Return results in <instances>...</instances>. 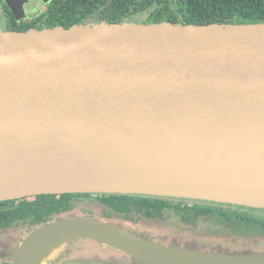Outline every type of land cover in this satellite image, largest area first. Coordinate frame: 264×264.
Listing matches in <instances>:
<instances>
[{"label":"water","instance_id":"obj_1","mask_svg":"<svg viewBox=\"0 0 264 264\" xmlns=\"http://www.w3.org/2000/svg\"><path fill=\"white\" fill-rule=\"evenodd\" d=\"M4 1L21 18L31 0ZM65 193L264 209V22L0 28V202ZM84 239L130 264H264L262 252L164 245L75 216L29 232L12 264H127L54 261Z\"/></svg>","mask_w":264,"mask_h":264},{"label":"trees","instance_id":"obj_2","mask_svg":"<svg viewBox=\"0 0 264 264\" xmlns=\"http://www.w3.org/2000/svg\"><path fill=\"white\" fill-rule=\"evenodd\" d=\"M48 4L47 11L41 15L43 18L41 24L46 27L62 25L69 28L75 24H86L91 21L121 23L131 21L133 16L142 13H147V17L140 18L137 22L170 21L197 24L264 22V0H51ZM72 194H43L2 201L0 225H8L13 219H21L25 216H30L33 224L48 223L52 220L53 214L66 211L65 198ZM83 194L105 195L109 198L107 203L111 210L120 213L129 210L123 198L130 194ZM16 201L19 203L16 204ZM7 203L15 206L6 209L4 207ZM139 206L147 214L161 215L165 205L139 203ZM218 209L225 219L231 220V216L242 217L241 211L223 210L221 207ZM200 210L208 211L207 208L195 207L194 210L187 208L178 212L183 217H187L192 211Z\"/></svg>","mask_w":264,"mask_h":264},{"label":"flooded vegetation","instance_id":"obj_3","mask_svg":"<svg viewBox=\"0 0 264 264\" xmlns=\"http://www.w3.org/2000/svg\"><path fill=\"white\" fill-rule=\"evenodd\" d=\"M43 5L46 7V9L49 6L48 3H43L41 0H31L24 5L25 10L24 13L22 14L23 16L21 18H17L10 10L6 2L4 0H0V28L2 30L7 31V30H24V28L25 30H27L30 28L46 27L41 24V22L43 21L41 15L44 14L45 11H47L46 9H42ZM65 200L67 204L66 211L53 214L51 216L52 220L50 221L63 217L64 218H68L72 216L79 217L77 212L82 211L85 213L83 216L87 218H95V215H99L98 216L99 219H106L118 223H130L133 227L136 228L138 232L145 233L146 235H150V236L152 235L157 236L158 239L157 241L160 243L166 241L167 237L162 236L163 234L161 232V227L158 224L151 223L149 221L161 219L164 213L170 209L175 210L177 212L179 210L183 211L184 209L187 208L194 210L195 207H199V208L202 207L208 209V211H204V210H200L199 212L192 211L187 217H183L178 212L184 224H189L190 223L189 218H192V216L205 214L207 218L213 219L216 223L223 224L226 228L227 227L231 228L227 220L218 222L214 218H212L216 216L213 212L214 211L218 212L219 207H221L223 210L241 211L240 214H242V217L238 218V220L242 221L243 224L244 222L248 224L250 222L251 223L263 222L261 220H258L255 214L252 213L254 211V208L244 207V206L242 207L238 205L219 203V202H213L207 200H194V199L151 196V195L149 196L130 195L126 198H123L126 206L129 208L127 212H123V213L111 210L110 205L107 203L109 198L101 194L87 195L83 193H73L68 198H65ZM15 203L18 204L19 201H16ZM139 203H145L150 205L161 203L164 204L165 206L162 208L161 215H154V214H147L143 209H141ZM6 205L4 207L6 209L15 206L11 203H7ZM218 216H221V213L218 212ZM40 225L42 224H33V220L30 216H25V218H21V219H15V220L13 219L8 225H0V264H12L13 255L15 254V248L18 245V242L21 241L23 237L26 236L29 232H31L33 229H35ZM84 240H88V239H84ZM78 242H83V241L79 240ZM169 244H176L184 248L193 247L199 249L200 247H204L198 245L194 241L187 243L182 240H176L175 238H173L172 240L170 239ZM76 245H77V241L72 242L66 251H62L54 258V261L56 263H61L63 261L70 259L87 258L88 257L87 255L79 256L76 254L75 250L80 248L79 246ZM215 248L219 250L227 249V248H223L222 246H217ZM89 258H91V255H89Z\"/></svg>","mask_w":264,"mask_h":264},{"label":"rangeland","instance_id":"obj_4","mask_svg":"<svg viewBox=\"0 0 264 264\" xmlns=\"http://www.w3.org/2000/svg\"><path fill=\"white\" fill-rule=\"evenodd\" d=\"M42 9H46L43 5ZM147 13L135 15L132 21H138L140 18L145 19ZM243 207V206H242ZM245 207V206H244ZM216 216L212 217L216 221L221 222L227 220L231 228L225 227L223 224L216 223L213 219L207 218L205 214L195 215L189 218L190 223L184 224L179 213L175 210H168L162 216V220H152L151 223L158 224L161 227L162 236H166V241L162 242L164 245H173L181 247L176 244H169L170 239L175 238L176 240H182L187 243L191 241L196 242L200 246L197 250L202 251H214V252H242V251H256L264 253V224L260 223H245L237 220L236 216H231L230 219H225L222 216H218V212H213ZM255 214L258 220L264 222V209L254 208L252 212ZM79 217L85 213L82 211L77 212ZM99 215H95L98 218ZM210 216V215H209ZM236 220V221H234ZM194 222V224H193ZM130 224V223H129ZM131 225V224H130ZM132 226V225H131ZM234 229V230H233ZM141 233V232H138ZM146 235L145 233H141ZM150 239L157 241V236L146 235ZM78 248L76 254L79 256L91 255V258H101L105 260H115L122 263L130 264L132 262L129 255L118 252L114 249L107 247L106 249L101 248L100 244L93 240H82L78 242ZM158 242V241H157ZM222 246L227 248L225 250H219L215 247ZM184 248V247H181ZM193 248V247H186ZM213 248V249H212ZM196 249V248H194ZM209 249V250H208ZM94 256V257H92Z\"/></svg>","mask_w":264,"mask_h":264},{"label":"bare ground","instance_id":"obj_5","mask_svg":"<svg viewBox=\"0 0 264 264\" xmlns=\"http://www.w3.org/2000/svg\"><path fill=\"white\" fill-rule=\"evenodd\" d=\"M53 245H54V244H50V245H48V246L45 248V250L43 251V253L40 254V256H43V255H45L48 251H50L51 248L53 247ZM38 261H39V260H37L36 262H38Z\"/></svg>","mask_w":264,"mask_h":264}]
</instances>
